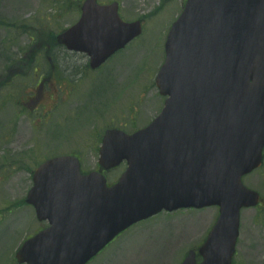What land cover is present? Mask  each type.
<instances>
[{
    "label": "water",
    "instance_id": "obj_1",
    "mask_svg": "<svg viewBox=\"0 0 264 264\" xmlns=\"http://www.w3.org/2000/svg\"><path fill=\"white\" fill-rule=\"evenodd\" d=\"M140 33L139 22L119 20L115 5L86 0L80 22L56 41L86 54L96 69ZM165 55L156 76L164 108L130 135L105 130L99 171L82 174L73 156L35 170L25 202L50 228L24 242L18 263L86 264L120 232L162 210L218 205L217 223L198 249L201 262L190 251L181 264H231L239 210L256 199L245 201L250 192L240 177L258 167L264 143V0H188ZM124 161L126 170L108 187L102 173Z\"/></svg>",
    "mask_w": 264,
    "mask_h": 264
},
{
    "label": "rangeland",
    "instance_id": "obj_2",
    "mask_svg": "<svg viewBox=\"0 0 264 264\" xmlns=\"http://www.w3.org/2000/svg\"><path fill=\"white\" fill-rule=\"evenodd\" d=\"M76 1L0 0V264H16V249L41 226L22 201L43 161L76 155L83 171L97 170L104 129L132 133L163 107L154 79L179 1L163 6L161 0H114L126 17L145 19V26L138 42L97 71L85 56L55 43L74 24ZM124 169L107 173L108 182ZM260 173L264 169L250 179ZM215 212H162L130 227L90 264H179L202 242ZM243 218L235 264H264V215L251 211Z\"/></svg>",
    "mask_w": 264,
    "mask_h": 264
},
{
    "label": "flooded vegetation",
    "instance_id": "obj_3",
    "mask_svg": "<svg viewBox=\"0 0 264 264\" xmlns=\"http://www.w3.org/2000/svg\"><path fill=\"white\" fill-rule=\"evenodd\" d=\"M85 0H77L74 4V16H75V19H74V24H76L80 18V15H81V5L82 3L84 2ZM96 3L100 6H107V5H110L112 3H115L114 0H95ZM178 4H179V8H181V11L179 10L178 8V11H180V13L182 12L183 8H184V4H185V1L186 0H178ZM175 0H161L160 3L158 5H163V6H166L168 4H172L174 3ZM118 4V14H119V17L124 21V22H134V21H140L141 25H142V28H144L145 26V19H130L128 17H126L123 12H122V3H119V2H116ZM131 6H132V11L135 12V13H138V10H137V7H136V3H131ZM153 9V6L151 7V10ZM163 11V10H162ZM160 13V12H158ZM178 13V12H177ZM179 14H176L175 17L177 18ZM71 54H74V55H78L79 53H72L70 52ZM89 63V62H87ZM261 169H264V148L262 150V163H261V166L259 169L256 170L259 171ZM255 171L245 177L242 178V183L244 184V186L248 189H251L255 192L258 193L259 195V202L258 204L254 207V208H244L241 210V213H240V223H239V229H240V234L241 232L243 231V221H244V218L243 216L247 213V212H255L257 215H261L263 214L264 215V173H260L259 174V177L258 179H250L252 178V176L256 173ZM253 187H258L260 189H255ZM216 211H217V214H218V209L216 208ZM43 228H45V225L44 226H41L39 231L42 230Z\"/></svg>",
    "mask_w": 264,
    "mask_h": 264
}]
</instances>
